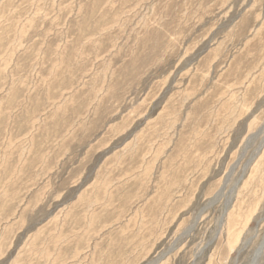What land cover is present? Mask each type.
I'll return each instance as SVG.
<instances>
[{
    "label": "rangeland",
    "instance_id": "rangeland-1",
    "mask_svg": "<svg viewBox=\"0 0 264 264\" xmlns=\"http://www.w3.org/2000/svg\"><path fill=\"white\" fill-rule=\"evenodd\" d=\"M0 264H264V0H0Z\"/></svg>",
    "mask_w": 264,
    "mask_h": 264
},
{
    "label": "bare ground",
    "instance_id": "bare-ground-1",
    "mask_svg": "<svg viewBox=\"0 0 264 264\" xmlns=\"http://www.w3.org/2000/svg\"><path fill=\"white\" fill-rule=\"evenodd\" d=\"M254 171H256V170H254Z\"/></svg>",
    "mask_w": 264,
    "mask_h": 264
}]
</instances>
